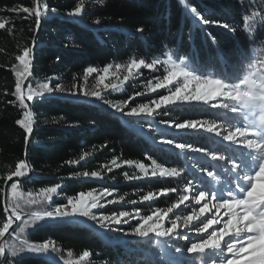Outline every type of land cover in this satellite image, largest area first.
<instances>
[{
    "label": "trees",
    "instance_id": "obj_1",
    "mask_svg": "<svg viewBox=\"0 0 264 264\" xmlns=\"http://www.w3.org/2000/svg\"><path fill=\"white\" fill-rule=\"evenodd\" d=\"M76 2L47 0L50 7L58 9V14L44 21L31 80L33 86L40 83H50L52 87L80 83L84 69L89 66L102 69L108 64H126L133 57L150 62L172 54L175 58L190 60L203 71L219 75L225 69L228 73L239 69L244 62L243 57L250 51L252 55L264 56V45L250 47L249 39L242 30L241 17L248 0H244L243 5L239 0H186L205 19L227 23L237 29L233 34L227 29L209 26L208 30L216 39L215 44L204 31L193 25L179 0H104L103 5L97 0H87L82 17H68L67 12ZM20 6L34 5L32 0H0V17L10 21L9 27L14 25L11 35L7 30H0V187L5 186L4 179L15 170L16 163L25 159V133L15 123L22 118L24 109L12 95L16 82L13 66L19 70L15 57L22 54L25 47L32 45L33 32L29 28L35 27V19L24 20V13L17 16L9 11ZM97 18L101 20L100 25L94 24ZM137 28H143L144 32H136ZM258 36L264 40V32H259ZM141 71L143 76L127 82L123 91H105L104 99L113 103L127 100L131 105L144 101L146 96L130 97L135 92H142L143 82L161 76L163 67L158 66L157 71L143 68ZM32 107L36 120L29 152L33 174L21 181V191L37 192L43 187L61 184L59 195H55L50 202L48 210H51L65 204L68 196L107 187L115 189L118 196H124V202L136 200L137 203L114 204L106 207L104 212L136 208L143 215L155 209L167 208L182 194L183 185L188 180H196L191 174L194 171L192 165L199 157L194 153L177 154L178 150L159 144L162 136L197 146L208 145L209 140L218 139L205 133L178 132L166 128L161 121L197 119L220 122L218 113L224 112L223 109L193 104L159 111L154 118L130 117L115 112L103 100L62 92L47 94L45 98L32 102ZM104 144L107 147L101 148ZM85 152L89 155L79 161ZM146 156L168 167L183 168L182 177L127 180L125 172L129 175L139 174L134 166L116 168L110 164L113 157L119 158L118 163L131 159L150 164ZM68 160L79 163H64ZM103 165H109L113 170L109 172ZM84 171L100 172L103 179L76 175ZM220 171L223 173L222 168ZM173 187L177 188L176 193L159 196L151 202H140V197L149 191L158 193L162 188ZM39 208L32 206L31 210ZM178 211L183 212L184 208L181 206ZM4 219L3 204L0 203V226ZM127 227L130 225L123 226ZM119 235L114 231L99 235L96 230L83 224L52 221L38 226L29 238L36 242L54 241L61 249L56 264H63L69 258L68 252H72L71 259L76 260L84 250L92 253L90 264H179L177 259L162 254L163 240L152 236L151 240L136 237L119 241ZM164 241L172 248L184 246L175 239ZM183 260L196 262L198 258ZM15 264H48V260L26 255L23 259H17Z\"/></svg>",
    "mask_w": 264,
    "mask_h": 264
},
{
    "label": "snow or ice",
    "instance_id": "obj_2",
    "mask_svg": "<svg viewBox=\"0 0 264 264\" xmlns=\"http://www.w3.org/2000/svg\"><path fill=\"white\" fill-rule=\"evenodd\" d=\"M32 2L33 7L20 6L9 9L17 16L24 13L22 17L24 20H31L33 17L35 19V27L29 28L33 32L32 46L25 47L22 54L15 57L20 66L19 70L17 66H13L16 82L12 95L24 109L22 118L17 119L15 123L25 133L26 147L30 143L36 123L30 102L43 99L53 92H65L60 85L52 87L50 83H40L33 86L29 81V77L32 76L33 50L36 46L35 34L40 30L43 21L58 14V9L50 7L47 0H32ZM86 2L87 0H77L75 6L67 12V16L82 17ZM97 2L100 5L104 4V0ZM179 2L186 10V14L190 15L193 25L204 31L214 44L216 39L208 30L209 26L221 27L233 34L237 31L227 23L205 19L203 14L199 13L195 6H189L186 0ZM239 2L244 4V0ZM241 20L242 30L249 39L250 47L257 44L264 45V40L258 36L259 32H264V0H248ZM9 24L10 21L0 17V30H7L11 35L14 25L9 27ZM94 24L100 25L101 20L95 19ZM136 32L143 33L144 29L137 28ZM189 39H191L190 34ZM220 55L222 57L223 53L221 52ZM243 60L239 69L232 73H228L225 69L219 75L203 71L190 60L183 57L175 58L172 54H167L164 60L152 59L147 62L143 58L133 57L126 64H108L102 69L93 66L85 68L82 77L85 83L96 73V88L102 85L106 91H123V86L140 75L142 68L157 71L158 66L163 67L161 76L147 82V92L156 93L164 89L166 94L131 107L127 112L124 111V107L129 103L127 100L121 102L124 105L121 107L118 103L104 99L101 91L88 92L80 86L78 91L73 90L69 93L103 100L104 104L125 116L154 118L159 111L193 104L224 110L222 114L218 113L220 123L216 120L197 119L182 122L161 121L166 128L178 132L205 133L210 137L218 138L209 140L208 145L203 146L177 142L175 139L163 136L158 141L161 145L178 150L177 154L194 153L199 157L192 165L194 171L191 173L198 181L199 187L189 180L181 190L182 194L166 210L155 209L146 215H141L140 209H135L134 213L120 211L108 215L97 214L94 210L125 200L122 195L112 200L107 199L115 191L107 187L99 192L81 191L75 196H68L66 204L48 210L54 196L59 195L62 185L58 183L43 187L37 192L21 191L22 179L29 177L32 172L27 160L21 159L16 163L15 170L6 175L5 186L0 187V203L3 204L5 214L0 226V264H15L17 259H23L26 255L47 258L48 264H56L61 249L54 241L36 242L29 238L31 232L38 226L52 221L83 224L96 230L99 235L118 231L141 240H151L152 235L157 238L182 239L187 241V244L183 248H176L175 252L181 256L187 253L197 257L200 264H264V187H259L264 186V56L252 55L250 51ZM113 68L115 71H112ZM122 71L126 74L121 79L119 74ZM110 77H115L116 82L106 83L105 81ZM7 94L5 91V95ZM144 94L135 92L130 99ZM16 101H8V103ZM100 147H107V144ZM88 155L89 153L85 152L79 157V161H83ZM146 159L151 161L150 164L131 159L118 163L119 158L113 157L110 164L116 168L123 165L134 166L139 174L129 175L125 172L124 176L127 180L180 178L184 173L183 168L165 166L148 156ZM79 161L68 160L64 163L73 165ZM103 167L109 172L113 170L109 165ZM221 168L223 173L220 171ZM76 175L103 179L101 173L97 171L91 173L84 171ZM221 175L230 177L227 180L226 190L223 186L214 190L213 182L220 184ZM9 181L12 182L9 184ZM177 191L175 187L162 188L158 193L149 191L140 197V202H151L159 196ZM128 203L136 204L137 201L131 200ZM189 204L194 205L190 212L175 215L174 210L181 209V206L187 209ZM32 206H40V208L31 210ZM170 214L175 215V218L169 219ZM133 219L137 220L136 225L125 231L121 226ZM166 221L170 226H165ZM181 229H191L200 239H191ZM72 255V252H68L69 258L65 259L63 264H90L89 258L92 253L89 250H84L76 260L71 259Z\"/></svg>",
    "mask_w": 264,
    "mask_h": 264
},
{
    "label": "rangeland",
    "instance_id": "obj_3",
    "mask_svg": "<svg viewBox=\"0 0 264 264\" xmlns=\"http://www.w3.org/2000/svg\"><path fill=\"white\" fill-rule=\"evenodd\" d=\"M167 58V55L164 57V58H160V60H164V59H166ZM113 65H115V64H113ZM112 71H115V68H113L112 69ZM124 74H126L125 72H121L119 75H120V78L122 79V77H123V75ZM96 73H94L92 76H90L89 78H88V81H87V83H85L84 82V80L82 79V81L80 82V83H69V84H67V85H63L62 87L65 89V92H62V94H69L70 93V91H73V90H79V87L80 86H83L84 87V89L86 90V91H88V92H91V91H101L102 92V95H103V93L106 91V90H104L103 89V86L101 85L99 88H96L95 87V81H96ZM143 75H142V71L140 70V75H138L136 78H139V77H142ZM135 78V79H136ZM153 80V79H152ZM130 81H132V80H130ZM106 83H112V82H116L115 81V77H110L108 80H106L105 81ZM127 84V83H126ZM74 86H76V88L74 89ZM125 86V85H124ZM124 86H123V88H124ZM143 86H144V89L142 90V92L141 93H145L144 95H141V96H146V99L144 100V101H142V102H138L137 104H130V102L128 103V106L127 107H124V105H123V103H121V102H117L118 104H120L121 105V107H124V111H129V110H127V109H130L131 107H134V106H137L138 104H140V103H145V102H149L151 99H155V98H158V96L159 95H162V94H166V91L164 90V89H160V90H158L156 93H148L147 92V83H144L143 82ZM107 91H111V90H107ZM112 93H119V92H121V91H111ZM69 95H71V94H69ZM134 95V94H133ZM79 96H82V97H85V96H83V95H79ZM136 97H140V96H136ZM85 98H91V96H88V97H85ZM230 115H232V114H230ZM221 122V121H220ZM220 122H217V123H220ZM222 171H223V169H222ZM228 179H230V177H228V176H226V175H221L220 176V184H215V182H213L214 183V190H216V189H220L222 186H223V188L226 190V187H227V180ZM191 180V179H190ZM189 181V180H188ZM193 183H196L197 184V186L199 187V183H198V181L197 180H191ZM185 186V184L183 185V187ZM259 187H264V186H259ZM97 192H99V191H101V190H96ZM117 197H119L115 192L113 193V195L112 196H109V197H107V199H109V200H112V199H114V198H117ZM66 203H67V201H66ZM65 203V204H66ZM122 203H124V204H127L128 202H120V203H113V204H108L106 207H108V206H111V205H114V204H122ZM171 205V204H170ZM169 205V206H170ZM194 205H192V204H189V206H188V208L187 209H185L184 208V206H182L183 208H184V211L183 212H179L178 210H174V213H175V215H183V214H186L187 212H190L191 211V208L193 207ZM106 207H104V208H101V209H98V210H94V211H96L97 212V214H99V213H104V214H106V215H108V214H111V213H106V212H104V209L106 208ZM135 209L136 208H131V209H127V210H122V211H129V212H133L134 213V211H135ZM163 209H165L166 210V208H163ZM180 210V209H179ZM116 213H118V212H116ZM141 215H143L142 213H141ZM175 215H173V214H170V217H169V219H174L175 218ZM209 215H211V214H209ZM136 223H137V220L136 219H133V220H131V221H129V223L128 224H125V225H130V227L128 228H124L125 229V231H128L131 227H134L135 225H136ZM195 223H199V222H195ZM124 225H122L121 227H123ZM165 226L167 227V226H170V223H168L167 221L165 222ZM181 231H183V232H185L191 239H193V240H197V239H200V237H198V236H196L195 234H194V232L193 231H191V229H181ZM209 231H211V230H209ZM114 232H118V231H114ZM118 233H120V235L117 237L118 238V240L119 241H122V240H126V239H131V238H136V237H134V236H130V235H124V233L123 232H118ZM206 235V234H205ZM152 236H154V235H152ZM155 237V236H154ZM155 238H157V237H155ZM158 239H160V240H163L162 241V244H165L166 245V242L164 241L165 239H168V238H158ZM170 239H175V240H177V241H179V243H183L184 244V246L187 244V241H185V240H182V239H176V238H170ZM163 245L162 246V254H165V255H167L170 259H177V261H179L178 263L179 264H200V262H199V259L196 261V262H190V261H188V262H183L184 260V258H188V257H190V259L192 260V258H197V257H194V256H190V255H188L187 253H185V255L184 256H181L179 253H176L175 252V249L176 248H183L184 246H176V247H174V248H172V247H170L169 245ZM166 249H168V251H165Z\"/></svg>",
    "mask_w": 264,
    "mask_h": 264
},
{
    "label": "water",
    "instance_id": "obj_4",
    "mask_svg": "<svg viewBox=\"0 0 264 264\" xmlns=\"http://www.w3.org/2000/svg\"><path fill=\"white\" fill-rule=\"evenodd\" d=\"M43 24H44V21L41 24L40 30L35 34L36 46H35V48L33 50L32 76L29 77V81H31L33 76H34V71H35V66H36V53H37L38 43H39V40H40V34H41V30H42ZM30 107L33 110L32 102H30ZM35 131H36V123L34 125V130H33L32 136L30 137V143L27 145V147L25 146V153H27V155L25 156V159L27 160V162L29 163L30 166H31V162H30L29 152H30V148H31V144H32V141H33V136H34ZM31 168H32V166H31ZM32 174H33V170H32V172H30L29 177L23 178L22 181L27 180L28 178H30L32 176ZM13 179L15 180L16 178H13ZM11 182L12 181H9L8 183L10 184ZM14 227H15V225H14Z\"/></svg>",
    "mask_w": 264,
    "mask_h": 264
}]
</instances>
